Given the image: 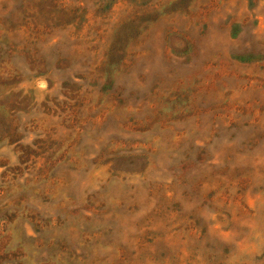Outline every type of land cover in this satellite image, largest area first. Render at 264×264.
<instances>
[{"label": "rangeland", "instance_id": "374dc122", "mask_svg": "<svg viewBox=\"0 0 264 264\" xmlns=\"http://www.w3.org/2000/svg\"><path fill=\"white\" fill-rule=\"evenodd\" d=\"M0 264H264V0H0Z\"/></svg>", "mask_w": 264, "mask_h": 264}, {"label": "trees", "instance_id": "16d2710c", "mask_svg": "<svg viewBox=\"0 0 264 264\" xmlns=\"http://www.w3.org/2000/svg\"><path fill=\"white\" fill-rule=\"evenodd\" d=\"M182 218L183 217H181V219H180V222H179V226H178V230H180V229H182L183 227H184V224H181V221H182ZM166 220L168 219V218H165ZM175 220V219H174ZM168 222H167V224H166V227H168L169 228V226H171V224H170V222H172V220L170 221V219H168L167 220ZM176 221V220H175ZM146 223L144 222V224H143V221H141L139 224H138V226H137V230L139 231V232H141V234H137L135 237H137V240H140V239H144V236L146 235V233H144V228H145V225ZM174 231V230H173ZM176 232H178L179 233V231H176ZM175 232V233H176ZM187 258H188V256H187ZM134 259V261H137V260H139V258H137V257H134L133 258ZM179 258H178V256H175V261H177ZM189 259V258H188ZM179 261V260H178Z\"/></svg>", "mask_w": 264, "mask_h": 264}]
</instances>
